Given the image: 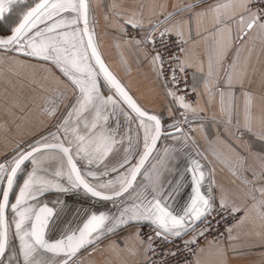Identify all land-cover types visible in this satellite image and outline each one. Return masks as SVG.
<instances>
[{
	"label": "snow or ice",
	"instance_id": "6c2138e0",
	"mask_svg": "<svg viewBox=\"0 0 264 264\" xmlns=\"http://www.w3.org/2000/svg\"><path fill=\"white\" fill-rule=\"evenodd\" d=\"M16 2L0 0V19ZM117 7L113 3L112 8ZM194 7L198 5H185L169 12L163 20L149 21L150 27L143 35L126 41L138 47L144 45L145 56L157 76L173 85L166 87L165 95L184 111L181 119L171 125H165L161 115L145 110L102 59L95 32L90 28L89 0H38L22 14L17 26L11 30L12 34L0 38V49L5 53H19L38 63L50 64L51 69L60 74L57 77L53 73V78L65 85L63 90L55 88L45 99L43 111L54 121V131L50 130L24 148L18 145L10 159L0 162V264H54L53 260L45 259L44 254L58 258L55 264H77L81 250L89 246L95 248L105 234H115L123 227L145 222L153 226L151 235L142 238L139 232L129 233L127 237H121L120 243L132 237L140 239L146 245L145 256H149L155 253L157 239L167 242L170 237L182 239L190 229L195 231L194 225L206 221L217 209L228 216L243 212L241 223L247 219V208L237 205L228 193L222 192L217 198L211 187L202 191L209 173L205 172L200 160L183 151L188 144L181 122L187 123L186 112L195 109L184 95L178 94L179 74H183L189 65L177 52L169 50V37L175 34L178 38L179 53L186 51L183 45L187 41L184 40L183 20L164 25L173 16ZM209 14L215 21L210 34L215 38L204 84L211 98H215L213 89L219 93L224 110L233 104L234 79L242 84L247 77V68L240 65L239 56L240 49L246 46L245 38L253 29L264 37V0H238V5L236 0H222L199 13H192L189 19ZM116 15L125 25L145 29L143 4L139 9L117 11ZM232 24L237 26L235 36ZM236 40L241 41L240 46L224 70L226 92L218 84L219 68L224 66L227 50ZM192 91L195 92V87ZM244 96L245 126L250 130L253 98L248 91ZM168 112L170 118L175 119L172 110ZM168 128L180 135L169 132ZM162 137L179 141L181 147L166 145L163 150H158L157 144ZM182 153L190 158L185 171L190 175L192 189L190 199L177 209L172 202L183 185L171 179L170 173L172 163L178 161ZM49 157L59 161L51 176L42 167L44 159ZM27 163L33 165L32 170L27 173L13 203L10 198L17 176ZM229 166L236 175V167ZM252 176L251 180L240 177L248 188L244 195L252 201L251 209L264 219V183H259L264 178V171L253 172ZM81 190L99 201L111 202L116 212H92L82 226L53 237L51 233L57 229L60 213L39 197L49 191L70 194ZM232 227L227 228L230 238H233ZM204 237L205 230H201L185 241V247L192 250V255L197 254L196 249L204 251L198 244ZM13 241L18 244L14 245ZM115 246V243L108 245L109 248ZM219 254L226 261V250H219ZM169 255L175 257L176 252L171 251ZM147 264H154V261L149 259ZM193 264H200L199 259Z\"/></svg>",
	"mask_w": 264,
	"mask_h": 264
},
{
	"label": "crops",
	"instance_id": "0c3cea01",
	"mask_svg": "<svg viewBox=\"0 0 264 264\" xmlns=\"http://www.w3.org/2000/svg\"><path fill=\"white\" fill-rule=\"evenodd\" d=\"M220 2L222 0H89L90 28L95 32L102 59L126 85L134 99L150 113L161 115L165 125H171L175 120L181 119V112L184 110L173 104L165 95L156 72L145 56L144 46L138 47L126 42L129 40L126 38L127 30L136 28L125 25L116 12L139 9L143 4L145 29L139 30L141 36L150 27L149 21L163 20L169 12L185 5H198L178 13L164 25H173L178 20L184 22V40L187 44L184 45L186 51L182 58L189 65L187 68L191 71L193 87L198 94L197 101L191 104L195 111L186 112V125L191 133L185 134L188 147L183 151L191 153V158L200 160L205 172L209 173L202 191L211 187L212 194L217 198L222 192L228 193L237 205L247 208L248 217L243 223L240 219L232 227L233 238H230L228 233L220 242L210 244L208 241L202 244L204 251H198L196 260L199 259L200 264H264V219L251 209L252 201L244 195L248 188L240 178L246 176L251 180L253 172L259 174L264 171V139H261V136H264V37L253 29L245 38L246 46L240 49L239 56L240 65L247 68V77L242 84L238 79H234L231 89L233 104L222 110L219 93L213 89L215 98H211L204 84L209 70V52L215 38L210 35L215 21L211 14L189 19L192 13H199ZM113 3L118 6L116 9L112 8ZM236 3L238 5V0ZM236 10L240 11L238 6ZM231 27L235 36L237 26L232 24ZM240 43L241 41L236 40L230 45L224 66L219 68L218 84L226 92L228 88L224 83V70L231 63ZM49 69L50 64L38 63L33 58L24 57L19 53H5L0 49V162L10 159L18 145L24 148L50 130L54 131V121L43 111L45 99L55 88L60 87L63 90L65 85L53 78V73L58 77L59 72ZM246 91L251 92L253 98L250 130L245 126ZM169 109L175 119L170 118ZM168 131L175 133L172 128H168ZM166 145L181 147L179 141L162 137L157 149L163 150ZM189 159L182 153L178 161L171 165L170 178L183 185L176 200L172 202L173 207L177 209L191 196V178L185 171ZM58 164V159L49 157L44 159L42 167L47 169V174L51 176ZM229 165L236 167V175ZM32 167L31 163H27L24 171L18 174L11 202L14 203V197ZM209 180L212 181L211 184ZM259 183L264 182L261 180ZM39 200L47 203L49 207L56 208L60 213L56 220L57 229L51 233L53 237H58L65 230L82 226L92 212L106 211L114 214L117 210L111 202L99 201L82 190L70 194L49 191L39 197ZM11 215L9 212L10 219ZM140 225L132 224L115 234H105V238L97 243L95 248L89 246L81 250L77 264H145L146 245L141 243L140 239L132 237L125 243H120L121 237H127L129 233L141 234ZM113 243L116 244L115 248H109L108 245ZM13 244H18V241H13ZM221 249L227 252L226 261L219 254ZM44 258L53 260L54 264L58 259L50 254H44Z\"/></svg>",
	"mask_w": 264,
	"mask_h": 264
},
{
	"label": "built area",
	"instance_id": "2783aa9c",
	"mask_svg": "<svg viewBox=\"0 0 264 264\" xmlns=\"http://www.w3.org/2000/svg\"><path fill=\"white\" fill-rule=\"evenodd\" d=\"M138 38L139 32L135 29H129L126 32V38ZM169 50L172 52H177L181 58L183 53L178 52L179 47V40L176 36L171 35L169 37ZM144 46V45H143ZM184 47V45H183ZM145 48V46H144ZM183 59V58H182ZM174 66V65H173ZM168 69L165 68V73H167ZM181 83H180V91L179 95H184L185 100L190 103L194 104L198 99L197 92H193V83H192V77H191V71L186 68V71L183 74H179ZM159 81L161 82L164 90H166V87L171 88L173 85L168 82H165L164 77H158ZM169 100H171L170 97H168ZM181 127L184 130L185 134H190L191 130L187 127L186 123L181 122ZM262 181L264 182V178H262ZM222 217H225L222 219ZM243 217V212L237 213L235 216H228V214L221 213L219 209H217L216 212H214L211 216L208 217L206 221H202L194 225L195 231H192L191 229L188 231L186 235L183 236V238H171L170 242L163 241L157 239L155 241L154 247H155V253L149 254V256H146L145 264H147V261L151 259L154 261V264H193L194 261H196V255H192V250L185 247V241L191 240L197 232L201 230H205V237L199 239L198 244L201 247L202 244L208 241L213 242H220L224 240L227 237L228 231L227 228L235 226L236 223ZM206 225L208 227H206ZM141 230V236L148 237L152 234L153 226L149 223H144L140 225ZM195 248V245L193 246ZM171 251L176 252L175 257L169 255ZM199 249H196V252L198 253Z\"/></svg>",
	"mask_w": 264,
	"mask_h": 264
},
{
	"label": "rangeland",
	"instance_id": "374dc122",
	"mask_svg": "<svg viewBox=\"0 0 264 264\" xmlns=\"http://www.w3.org/2000/svg\"><path fill=\"white\" fill-rule=\"evenodd\" d=\"M36 2L38 0H17L11 11L5 12L4 18L0 19V38L9 36L12 33L11 30L19 23L22 14L33 7ZM135 30L139 32V30Z\"/></svg>",
	"mask_w": 264,
	"mask_h": 264
},
{
	"label": "water",
	"instance_id": "95a60500",
	"mask_svg": "<svg viewBox=\"0 0 264 264\" xmlns=\"http://www.w3.org/2000/svg\"><path fill=\"white\" fill-rule=\"evenodd\" d=\"M11 34H12V33H11ZM11 34H10V35H11ZM6 38H7V37H6ZM159 142H160V141H159ZM159 142H158V144H159ZM158 144H157V146H158ZM10 199H11V198H10Z\"/></svg>",
	"mask_w": 264,
	"mask_h": 264
}]
</instances>
